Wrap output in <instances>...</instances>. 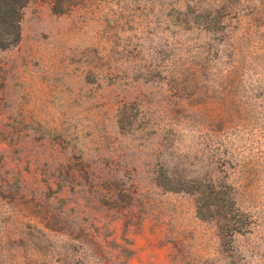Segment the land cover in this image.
I'll use <instances>...</instances> for the list:
<instances>
[{"label": "rangeland", "instance_id": "374dc122", "mask_svg": "<svg viewBox=\"0 0 264 264\" xmlns=\"http://www.w3.org/2000/svg\"><path fill=\"white\" fill-rule=\"evenodd\" d=\"M0 264H264V0H26Z\"/></svg>", "mask_w": 264, "mask_h": 264}, {"label": "trees", "instance_id": "16d2710c", "mask_svg": "<svg viewBox=\"0 0 264 264\" xmlns=\"http://www.w3.org/2000/svg\"><path fill=\"white\" fill-rule=\"evenodd\" d=\"M26 0H0V48L16 43L19 38L20 11ZM214 189L216 184H212Z\"/></svg>", "mask_w": 264, "mask_h": 264}]
</instances>
